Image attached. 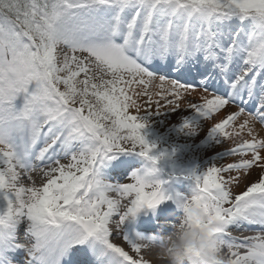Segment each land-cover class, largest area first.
Instances as JSON below:
<instances>
[{"label":"snow or ice","instance_id":"snow-or-ice-1","mask_svg":"<svg viewBox=\"0 0 264 264\" xmlns=\"http://www.w3.org/2000/svg\"><path fill=\"white\" fill-rule=\"evenodd\" d=\"M196 91L187 107L206 121L238 109L210 127L234 144L219 159H238L193 173L177 207L207 223L229 264H264V174L233 191L264 173V0H0V264L20 253L22 264H144L123 224L169 197L135 172L111 184L100 168L116 153L162 158L136 96H157L159 114Z\"/></svg>","mask_w":264,"mask_h":264},{"label":"rangeland","instance_id":"rangeland-1","mask_svg":"<svg viewBox=\"0 0 264 264\" xmlns=\"http://www.w3.org/2000/svg\"><path fill=\"white\" fill-rule=\"evenodd\" d=\"M135 91L139 93L142 91V88L137 87ZM149 91L155 93L156 91H159V89L153 86V88ZM202 94L204 93L200 91L193 92L191 95L186 94V99H182L180 101L179 111H171L170 109L165 108L164 104L166 101H162L160 104L161 113L159 114H155V101L158 99L157 96L153 94V103L151 104L148 103V97L146 96L141 95L135 97L137 99V103L141 107V111L139 113L140 115L145 114L146 108H151L153 112L147 114L144 117V120L146 121V127L142 130V135H144L149 145L155 146L150 155L155 157L162 156L159 162L155 165V168L158 169V171H156L154 174L158 176L156 177L157 180L159 178L160 180L166 182L170 176H173L172 174L177 173L178 180L183 181L186 185L190 183L196 186L194 180L190 179L189 177L193 173L200 175L206 171L208 167L212 166L214 161L213 159L218 157L219 154L223 152L222 149L226 148L227 143L231 141L225 140L222 143L220 138L212 136L209 133V130H211L210 127L214 126L215 123L225 119L227 115L237 111L238 109L232 105H229L220 113L215 114L213 118L206 121L196 110L188 108L186 103V100L200 102V96ZM129 111L130 114H137L135 109H130ZM240 122L242 121L237 122L236 127H238ZM185 123L189 125V128H185ZM181 127H183V129H190L191 131L189 134L192 135L189 139L187 137L190 135L187 137L185 135L183 136L184 140H189L190 145L189 150H186L185 153L179 152V149L175 145L166 143L165 139L168 136L166 135L167 133L159 136V130L161 129H174ZM254 128L257 132H263L264 134V125L257 123L254 125ZM259 135L264 136L262 134ZM243 138L248 137L245 134V137ZM236 139L238 140V138ZM232 145L234 146V144ZM64 163H67V161H64ZM132 164L137 165H135L131 171L127 172L125 175L123 174L120 177L123 180L122 182H120L119 179H115L113 181L108 179L109 181H106L111 184H117V182L118 184L128 183L131 182L128 178L132 175V173L135 172L139 175H143L146 169L153 167L151 161L140 156L137 152L116 153L109 159L105 160L101 166V177L108 174V172L117 169L118 167L130 166ZM262 174L264 173H262L260 169H252L250 174L244 176L243 184L241 185L242 187L235 188V190L233 188V191L235 193L242 192L250 183L258 181ZM111 176L115 177L113 175ZM36 177L38 179L36 183L39 184L40 177Z\"/></svg>","mask_w":264,"mask_h":264},{"label":"clouds","instance_id":"clouds-1","mask_svg":"<svg viewBox=\"0 0 264 264\" xmlns=\"http://www.w3.org/2000/svg\"><path fill=\"white\" fill-rule=\"evenodd\" d=\"M154 167L146 169L140 176L145 183L155 186V182H149L156 172ZM168 226L172 231L158 239L140 237L136 240L137 246L148 254L144 264H229L230 258L214 242L207 223L197 220L195 212L191 217L182 215L178 222Z\"/></svg>","mask_w":264,"mask_h":264},{"label":"bare ground","instance_id":"bare-ground-1","mask_svg":"<svg viewBox=\"0 0 264 264\" xmlns=\"http://www.w3.org/2000/svg\"><path fill=\"white\" fill-rule=\"evenodd\" d=\"M159 131H160L159 132V134H160L159 136L167 133L166 135H168V136L165 139L166 143H169L171 145H175L179 149V152L185 153L186 150H189V147H190L189 140L188 141L184 140L183 136L185 135L187 137L188 135H190L189 137H187L189 139L192 136L191 134H189L190 131H191L190 129H183V127H181V128H174V129H161ZM255 131H256V129H255ZM209 133H211V130H209ZM256 134L258 136H260L259 134L264 135L263 132L260 133V132H257V131H256ZM176 135H177V137H176ZM244 137H245V135H244ZM238 139H240V138H238ZM232 144H233V141H229L227 143V147L222 149L223 152H221L218 157H215L213 159L214 161H213L212 165H214L216 163V164H218V166H226L227 163L233 162L234 160L238 159V157L237 158L225 157L224 159H222V160L220 159L219 160V158L222 155H224V151H227L229 148H231L233 146ZM228 146H230V147H228ZM36 176H38V175L34 174V177H35L36 182H37L38 179H37ZM156 177H158V176L157 175L151 176L149 178V182L150 183H152V182H155V183L160 182L161 183V191L164 193L165 197H169V198L165 199L164 205L173 204V205L177 206V203H176L177 196L190 198L192 196V194H193L194 189H195L194 185H191V184L186 185L181 180L175 181L176 179L173 178L174 180H168V181L164 182V181L160 180L159 178L157 180ZM107 179H110V180L113 181L116 178L112 177V176H109V177H107ZM243 180H244V176L241 177L239 186L238 187H234V190H235V188L242 187L241 185L243 184ZM122 181L123 180L120 179V182H122ZM117 184H118V182H117ZM150 214H152V212H149L146 215H150ZM181 215H182V213L180 212V216ZM168 217H169V219L173 218V214L168 215ZM140 218H141V212H138L135 217H130L123 224V229H124L125 234L133 242H135L136 237L138 236L137 230H138L139 227H137V226H138V222H139ZM178 220H179L178 218L173 219L172 223H176V222H178ZM155 227H157V225H155ZM171 231H172L171 227H168V229L165 231V233L169 234ZM165 233H163V234H165ZM232 234L234 236H236V235H238V232L233 230ZM245 234L248 235V233H245ZM144 239L145 240H149L150 238L145 237ZM156 239H158V236L156 237ZM113 242L115 244H117L118 246L124 247L126 251H129L130 255H133L134 258H136L135 254L131 252V249H130L129 245L123 240L122 232L120 233L119 238H116V235H115V232H114ZM142 254L146 258H149L147 253L142 252ZM22 255H23V253H21V256ZM18 264H21V262H19Z\"/></svg>","mask_w":264,"mask_h":264}]
</instances>
